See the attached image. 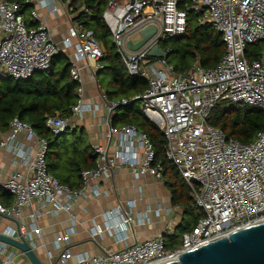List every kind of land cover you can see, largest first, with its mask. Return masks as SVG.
I'll list each match as a JSON object with an SVG mask.
<instances>
[{
	"label": "built area",
	"instance_id": "2783aa9c",
	"mask_svg": "<svg viewBox=\"0 0 264 264\" xmlns=\"http://www.w3.org/2000/svg\"><path fill=\"white\" fill-rule=\"evenodd\" d=\"M68 7L71 0H62ZM102 19L111 34L112 44L127 73L146 81V90L136 98L105 103L107 126L104 146H94V169L83 170V187L72 191L59 184L46 170L47 144L18 118L9 123V130L0 139V149L8 150L21 165L0 183V192L11 198L9 205L0 202V217L7 224L0 235L26 240L35 251L39 237L37 219L40 213L29 214L28 225L21 223L23 210L35 202L50 207L57 214L67 211L71 203L87 192V185L108 179L116 168H126L134 178L150 176L161 182V166L154 164L151 143L145 134L130 125L112 129L109 119L120 105L141 101L140 111L161 133L165 141L166 162L174 166L191 190L196 209L202 217L188 232L181 235L180 246L166 249L162 236L135 241L122 250L105 249L97 256L81 255L74 264H162L177 260L179 255L206 243L227 237L231 232L264 222V130L249 144H240L207 124L214 106L220 101L241 103L264 112V47L256 59L248 61L245 49L264 41V0H106ZM55 0H0V80L27 81L34 74L49 69L50 60L58 51L49 28L42 21L39 9L55 14ZM151 13L144 14V9ZM33 26L28 27L25 11ZM82 11H85L84 9ZM197 15L199 26L216 31L224 45V53L211 69L194 64L183 73H176L166 58H150L148 52L160 43L176 40L186 31L187 13ZM154 26L153 34L142 45L131 50L127 42H138L140 31ZM138 35L134 42L132 37ZM72 68L70 76L78 83L77 103L71 115L96 112L99 105L86 104L83 98L80 63L89 67L88 77L102 69V46L90 30L80 25L68 28L62 40ZM165 54L169 50H162ZM45 127L59 137L72 127L71 118L47 117ZM22 136L24 142H19ZM24 143L28 145L21 144ZM94 197L101 193L93 190ZM121 216L120 229L132 223L130 205L117 207ZM108 231L95 226L91 234ZM68 235L59 236L54 247L57 256L47 251L44 264H66ZM24 254L0 242V264H15Z\"/></svg>",
	"mask_w": 264,
	"mask_h": 264
},
{
	"label": "trees",
	"instance_id": "16d2710c",
	"mask_svg": "<svg viewBox=\"0 0 264 264\" xmlns=\"http://www.w3.org/2000/svg\"><path fill=\"white\" fill-rule=\"evenodd\" d=\"M188 1L184 0L185 3ZM106 4V0H71L69 8L73 23L90 30L102 46L104 54L99 62L102 69L97 75L98 86L108 102L117 103L136 98L146 90L147 84L141 77L130 76L117 55L109 29L102 19ZM196 18L197 15L193 12H188L185 34L176 40L159 44L164 51L170 49L168 55L173 56L171 66L176 73H183L194 64L203 69H211L224 53L220 35L208 26H199ZM263 47L264 41L248 45L245 58L248 61L256 59ZM71 68L68 56L57 51L51 58L47 71L36 73L27 81L0 80V133L8 132L9 123L15 117L27 124L47 144V173L70 190H79L82 187L80 172L95 168L96 155L93 149L81 132L77 135L75 131L68 130L55 137L45 127L47 117H72L71 108L77 103L78 83L70 76ZM137 102L139 101L135 100L115 108L110 115L109 125L112 129L123 125L133 126L149 139L154 164H159L161 175L167 177L166 184L170 187L172 204L182 206L192 216L191 222L182 227L183 234L190 231L203 214L194 206L191 190L177 170L166 162L162 133L142 114ZM206 122L223 132L226 137L240 144H249L254 141L257 133L264 130V112L241 103L220 101L214 106ZM63 155H66L65 158ZM0 202L9 205L11 198L0 192ZM172 247L170 242L165 244L166 249Z\"/></svg>",
	"mask_w": 264,
	"mask_h": 264
},
{
	"label": "crops",
	"instance_id": "0c3cea01",
	"mask_svg": "<svg viewBox=\"0 0 264 264\" xmlns=\"http://www.w3.org/2000/svg\"><path fill=\"white\" fill-rule=\"evenodd\" d=\"M54 6L55 14L44 9H39V14L49 28L50 36L58 51L64 52L62 40L67 36L68 28L74 25L73 15L69 6L67 7L62 0H55ZM26 10V24L30 27L32 22L28 9ZM68 14L71 15V18H68L71 24L66 31L60 32L55 17L63 18ZM78 67L84 101L86 104L99 105V110L72 116L71 129L76 130L79 127L83 138L86 137L85 140L91 148L104 146L108 143L105 138L107 126L103 124L107 113H104L105 103L102 101L104 94L97 82L98 72L93 81L88 77L89 67L86 62L83 61ZM85 120L91 121L85 123ZM6 134L7 132L0 133V139ZM18 141L24 142L22 136H19ZM21 144L28 147L24 143ZM25 170L26 167L21 165L10 151L0 149V183L13 172L24 173ZM166 180V176H162L161 182L150 176L134 178L128 169L116 168L108 179L89 183L87 192L71 203L67 211L54 214L50 211V207L35 202L32 207L23 210L21 223L29 224V214L32 210L40 213L36 222L40 235L35 237L34 243L39 246L37 250L43 258L47 251L57 256L60 251L54 247L56 238L68 235L67 250L70 256L66 264H74L76 258L81 255L97 256L105 249L122 250L135 241L141 242L157 236H162L165 244L170 242L173 245L172 249H176L181 243L182 227L191 222L192 216L182 206L172 204L170 187L166 184ZM95 189L101 193L100 196L92 195ZM127 205H130L133 215L132 223L123 231L120 229L121 216L117 207L126 208ZM6 224L7 222L0 217V228ZM104 225L108 226V231L100 235L91 234L95 226L104 228ZM15 264H28V262L19 259Z\"/></svg>",
	"mask_w": 264,
	"mask_h": 264
},
{
	"label": "water",
	"instance_id": "95a60500",
	"mask_svg": "<svg viewBox=\"0 0 264 264\" xmlns=\"http://www.w3.org/2000/svg\"><path fill=\"white\" fill-rule=\"evenodd\" d=\"M154 30V26L146 27L139 33L141 39L135 44L128 41L127 47L138 49ZM167 56L158 46L148 52L150 58ZM0 242L21 251L28 264H44L26 240L16 241L0 235ZM162 264H264V222L233 231L227 237L206 243L179 255L177 260Z\"/></svg>",
	"mask_w": 264,
	"mask_h": 264
},
{
	"label": "rangeland",
	"instance_id": "374dc122",
	"mask_svg": "<svg viewBox=\"0 0 264 264\" xmlns=\"http://www.w3.org/2000/svg\"><path fill=\"white\" fill-rule=\"evenodd\" d=\"M149 13H151V11H150V9H148V8H146V9H144V14L146 15V14H149ZM57 20H56V22L59 24V30H60V32H63V31H66V29L68 28V26H70V22L68 21V18H71V15L70 14H68V15H65L63 18H61V17H55ZM74 25H77V24H75L74 23ZM56 37H57V35H56ZM139 39V36L138 35H135V36H133L132 37V40L134 41V42H136L137 40ZM71 53V51H64V54L66 55V56H69V54ZM166 61H167V63L169 64V65H172L173 64V56L172 55H168L167 57H166ZM138 103V105L139 106H141L142 105V102L141 101H139V102H137ZM104 113H107V111H106V109H105V111H104ZM91 120H85L84 122L85 123H89ZM94 122V121H93ZM80 128L78 127L76 130L74 129H71V130H73V131H75L76 133L75 134H77V135H80V130H79ZM71 130H69V131H71ZM84 137V136H83ZM86 138V137H85ZM84 138V139H85ZM69 140H71V135H70V137H69ZM86 141V140H85ZM65 156L66 155H63V158H65ZM36 253H37V255L39 256V258L41 259V260H43L44 258L41 256V254H40V252L38 251V250H36ZM21 260H24V259H21ZM27 262V261H26Z\"/></svg>",
	"mask_w": 264,
	"mask_h": 264
}]
</instances>
